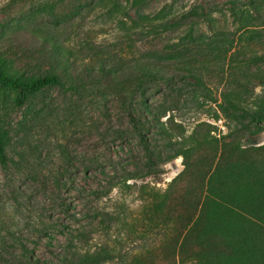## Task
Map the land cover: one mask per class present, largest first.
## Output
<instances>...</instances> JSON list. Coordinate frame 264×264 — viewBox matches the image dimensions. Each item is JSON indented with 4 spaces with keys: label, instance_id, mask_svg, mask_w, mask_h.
Returning <instances> with one entry per match:
<instances>
[{
    "label": "rangeland",
    "instance_id": "374dc122",
    "mask_svg": "<svg viewBox=\"0 0 264 264\" xmlns=\"http://www.w3.org/2000/svg\"><path fill=\"white\" fill-rule=\"evenodd\" d=\"M131 1L82 0L83 11L76 12L70 0H0V59L7 61L11 72L21 79L64 74L69 57L70 63H84L97 72L102 61L108 65L116 63L120 49L133 55L186 43L183 39L190 27L188 22L179 23L178 19L193 9L200 16L205 15L195 29L197 34L216 31L214 43L221 45L215 51L221 50L222 54L216 53L215 62L226 61L229 65L234 56L240 59L234 62L240 66L234 74L243 80L238 82L241 85L249 82L245 90L249 104L245 105L256 109V105L264 104V84L258 79L264 65L249 63V55L264 54V0H143L141 6H132ZM172 22L176 26L169 30L154 32L143 27ZM222 45L229 51L226 59L222 58ZM213 69L214 73H204L205 87L190 80L180 93L168 94V99L179 100L174 106L164 104L167 116L162 119L169 129L168 138L178 148H187L184 141L189 146L188 138L194 132L200 140L206 135L213 138L214 144H205L195 158L204 166L230 143L239 144L242 151L264 145V132L256 136L232 134L239 127L223 113L221 106L223 95L233 92L236 85L228 66L224 73L218 67ZM63 78L67 89L46 90L22 107L15 104V91L0 84V131H7L8 156L7 166L0 164V237H24L30 253L41 264L57 262L47 249V240H41L38 234L43 224L49 226L58 217L53 202L54 177L72 161L70 170L77 176L76 187L95 190L98 181L86 178L90 162L97 160L102 164L112 158L115 163L127 164L128 160V154L118 148L115 134L121 122L125 120L122 127L126 125V119L118 115L115 97L102 100L92 87L95 74L85 76L86 84L78 87L80 94L68 90V86L75 85L70 76ZM97 87L102 88L98 83ZM157 97L163 104V98ZM131 147L128 144L126 151ZM62 148L68 150L69 160H65ZM184 170L185 158L177 157L162 167L159 176L129 184H150L157 190H166ZM92 173L97 170L92 169ZM118 190L114 189L109 198L99 203L114 211L120 220L103 232L104 240L117 250L115 260L108 264H118V257L126 259L141 249L149 257L147 262L153 264L154 258L147 250L157 249L163 231L152 229L151 207L140 199L143 193L139 188L123 193ZM75 195L72 192L68 199L76 201ZM0 254V264H22L24 260L22 250ZM155 256L158 260L159 256Z\"/></svg>",
    "mask_w": 264,
    "mask_h": 264
},
{
    "label": "trees",
    "instance_id": "16d2710c",
    "mask_svg": "<svg viewBox=\"0 0 264 264\" xmlns=\"http://www.w3.org/2000/svg\"><path fill=\"white\" fill-rule=\"evenodd\" d=\"M70 1L76 12L83 11L82 0ZM142 2L133 0L130 4L141 6ZM201 18L205 19V15L200 16L193 9L179 16L178 22H188L190 27L183 39L186 43L133 55L120 49L117 62L108 65L102 61L97 72L84 63H70L69 57L63 67L64 74L49 73L21 79L11 72L7 61L0 59V84L15 91V104L19 107L46 90L67 89L63 77L70 76L75 85L68 86V90L80 94L78 87L86 84L85 76L95 74L92 87L104 101L109 96L115 97L118 115L120 113L126 119V125L122 127L125 120L121 122L115 134L118 148L128 154V165L115 163L112 158L102 164L97 160L90 162L86 178L98 181L95 190L76 187L77 176L70 170L72 161L52 180L58 217L49 226L43 224L38 234L41 240H47V249L57 260L56 264H108L115 260L117 250L104 240L103 232L111 230L110 226L120 220L114 211L99 203L116 188L120 193L139 188L143 193L140 199L151 207L152 229L163 231L157 249H146L154 258L151 259L153 264H264V145L242 151L239 144L230 143L204 166L195 158L205 144H214L213 138L206 135L200 140L194 132L188 138L190 145L184 141L187 148H178L168 138L167 123L162 122L167 116L164 115L167 112L164 104L174 106L179 100L168 99V94L180 93L181 87L190 80L198 87H205V71L214 73L213 67H218L224 73L228 66L236 87L232 88L233 92L223 95L221 109L239 127L232 134L256 136L264 132V104L256 105V109L247 107L245 90L249 82L241 85L238 82L243 80H238L234 74V69H240L234 62L240 59L234 56L229 65L226 61L215 62L216 53L222 54L221 50L215 51L221 44L214 43L216 31L197 34L195 29ZM175 24L143 27L155 32L169 30ZM222 47L224 58L229 51L225 45ZM249 63L264 65V54L249 55ZM259 74L258 79L264 84V71L260 70ZM96 80L102 88L98 89ZM157 95L163 98V104L157 101ZM6 134V130L0 131V164L3 166L8 163ZM128 144L132 145L130 151L125 149ZM61 151L65 160H69L68 150L62 148ZM181 156L185 158V170L168 189L157 190L150 184L139 187L129 184L159 176L165 164ZM128 166L134 169L128 170ZM94 168L97 173L91 174ZM72 192L77 194L73 196L76 201L68 199ZM28 243L24 237H0V253L22 250V264H41L30 253ZM155 254L159 256L158 260ZM148 260L141 249L126 259L118 257V264H147Z\"/></svg>",
    "mask_w": 264,
    "mask_h": 264
}]
</instances>
